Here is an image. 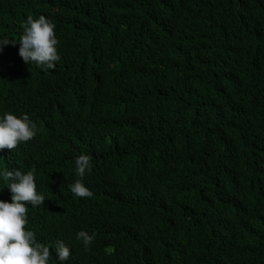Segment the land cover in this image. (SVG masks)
<instances>
[{
  "label": "trees",
  "instance_id": "16d2710c",
  "mask_svg": "<svg viewBox=\"0 0 264 264\" xmlns=\"http://www.w3.org/2000/svg\"><path fill=\"white\" fill-rule=\"evenodd\" d=\"M41 15L54 69L0 50V114L37 128L0 168L35 167L49 264H264V0H0V38Z\"/></svg>",
  "mask_w": 264,
  "mask_h": 264
},
{
  "label": "clouds",
  "instance_id": "9594fccd",
  "mask_svg": "<svg viewBox=\"0 0 264 264\" xmlns=\"http://www.w3.org/2000/svg\"><path fill=\"white\" fill-rule=\"evenodd\" d=\"M55 27L43 15L36 19L29 16L21 24L22 33L18 40L0 38V50L9 44H18L17 55L24 63L41 70L54 69L60 60ZM36 133V125L28 114H0V150H13L19 144L30 141ZM91 166V157L87 154L74 158V173L79 179L73 181L69 190L75 198L92 196V192L82 182ZM35 172V167L26 171L0 168V181L4 185L0 189L6 187L10 194L8 201L0 200V264H49V247L38 243L35 233L26 229L28 206L36 208L45 201L44 196L36 190ZM93 235L81 230L76 233V239L87 250ZM53 252L56 264H66L70 249L64 242L58 241Z\"/></svg>",
  "mask_w": 264,
  "mask_h": 264
}]
</instances>
